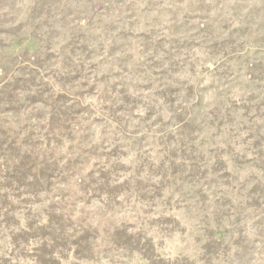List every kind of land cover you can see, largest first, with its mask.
Returning <instances> with one entry per match:
<instances>
[{"label":"rangeland","instance_id":"374dc122","mask_svg":"<svg viewBox=\"0 0 264 264\" xmlns=\"http://www.w3.org/2000/svg\"><path fill=\"white\" fill-rule=\"evenodd\" d=\"M0 264H264V0H0Z\"/></svg>","mask_w":264,"mask_h":264}]
</instances>
